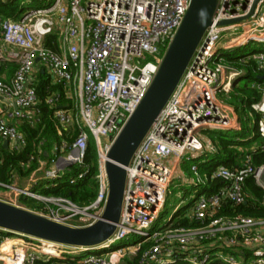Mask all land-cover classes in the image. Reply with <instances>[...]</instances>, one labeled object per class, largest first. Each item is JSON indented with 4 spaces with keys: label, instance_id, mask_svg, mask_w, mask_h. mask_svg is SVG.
Instances as JSON below:
<instances>
[{
    "label": "built area",
    "instance_id": "2783aa9c",
    "mask_svg": "<svg viewBox=\"0 0 264 264\" xmlns=\"http://www.w3.org/2000/svg\"><path fill=\"white\" fill-rule=\"evenodd\" d=\"M20 1V18L0 14V68L17 64L10 79L0 77V101L6 107L0 109V137L13 150L27 145L25 133L3 114L9 108L16 119L40 123L35 83L42 71L62 86L47 98L57 105L59 139L50 152L41 148L47 156L39 157L28 186L0 185L45 202L47 211L41 214L52 219L89 225L101 217L108 199L109 151L152 84L191 0ZM55 40L58 50L48 44ZM252 41L264 45V0H218L212 23L179 83L126 166L121 216L108 240L69 246L0 228V264H37L54 257L78 258L77 264H122L137 255V264H264V217L221 213L228 203L246 202L248 178L264 188V163L255 164L247 153L240 165L219 164L207 173L197 161L212 145L206 130L241 129L236 109L219 94L228 95L246 73L245 66L236 64L251 59L262 79L252 82L260 98L251 109L259 115L258 132L264 139V46L237 58L231 55ZM62 99L65 106L58 105ZM91 140L100 168L95 201L81 207L67 197L33 189L41 180L57 179L72 166L84 165ZM259 148L264 151V142L251 151ZM87 173L72 174L70 183ZM176 177L199 190L188 211L178 210L165 226L154 228ZM182 219L197 225L178 224ZM131 235L138 239L115 245ZM70 248L84 251L78 255Z\"/></svg>",
    "mask_w": 264,
    "mask_h": 264
},
{
    "label": "trees",
    "instance_id": "16d2710c",
    "mask_svg": "<svg viewBox=\"0 0 264 264\" xmlns=\"http://www.w3.org/2000/svg\"><path fill=\"white\" fill-rule=\"evenodd\" d=\"M23 9L18 1L0 0V14L6 17L18 19L21 17ZM48 44L58 50V43ZM259 50H263L259 49ZM256 50V51H259ZM255 52V51H254ZM232 57L237 58L238 50L233 52ZM244 55V54H243ZM238 68L245 66L246 73L241 76L233 86V89L227 95L226 101L234 106L241 122L240 130H206L204 134L211 140L215 152H209L198 161L202 171L210 173L214 167L224 164L229 167L240 165L247 153L253 154L255 164L264 163V151L260 148L251 151V147L257 143L260 145L264 139L258 132L257 121L259 115L252 111L251 104L260 98V92L252 87V82L262 80L260 74L256 72V61L251 59L246 65L236 64ZM17 69L15 63H4L1 66L0 74H6L8 78L12 77ZM38 95L39 106L42 109L40 123L32 126L25 120H20L15 125L25 133L27 145L20 150H13L9 146L5 147L0 137V183L16 184L17 181L27 179L39 166V157H45L46 153L40 152L43 147L44 152H50L53 143L59 139L57 130V121L54 118V111L57 107L51 106L47 98L50 94L62 90L61 85L53 84L46 72H40L35 83ZM66 100L60 101L61 105ZM70 103V101H67ZM42 143V144H41ZM209 158V159H208ZM208 159V160H207ZM187 167V165H185ZM88 170L84 179L71 184L69 178L72 174ZM100 171L96 144L91 140L88 148V154L84 165H75L71 171H67L61 177L54 180H41L33 187L35 191L44 195L64 196L81 207H86L95 201L99 182L97 175ZM246 202L240 205L226 204L223 214L235 215L238 213L254 217H264V188L261 187L253 178L246 181ZM0 190H8L7 187L0 185ZM19 202L22 206L36 212L44 213L47 211L45 202L36 198L21 194ZM180 212H183L180 210ZM178 224L187 226L197 225L196 221L182 219ZM8 234H15L6 232ZM137 256L126 257L122 264H137ZM78 258H52L49 260L41 259L37 264H77Z\"/></svg>",
    "mask_w": 264,
    "mask_h": 264
},
{
    "label": "water",
    "instance_id": "95a60500",
    "mask_svg": "<svg viewBox=\"0 0 264 264\" xmlns=\"http://www.w3.org/2000/svg\"><path fill=\"white\" fill-rule=\"evenodd\" d=\"M217 4L218 0H191L152 84L115 139L106 162L109 192L101 217L89 225L74 226L0 199V228L79 247L98 245L112 236L121 216L126 166L179 83L206 29L212 23ZM240 19L224 20L222 24ZM3 143L7 147L8 139Z\"/></svg>",
    "mask_w": 264,
    "mask_h": 264
},
{
    "label": "rangeland",
    "instance_id": "374dc122",
    "mask_svg": "<svg viewBox=\"0 0 264 264\" xmlns=\"http://www.w3.org/2000/svg\"><path fill=\"white\" fill-rule=\"evenodd\" d=\"M18 2L21 3L20 0H18ZM263 46L264 45L261 43L252 41L250 44L237 49L238 55H243V54L246 55V54L252 53L256 50L262 49ZM219 96H220L221 100L226 101L227 94L222 92L219 94ZM184 169H185L187 175L191 176L189 164L187 165V167H184ZM198 190H199V188L196 186L189 185V184H182L181 179L176 177L170 186V189H169V192L167 195L166 204L160 213V217L155 222L153 227L154 228H162L163 226H165L168 223V221L171 219V217L174 216V214L176 213L177 210L180 209V210L184 211V210L189 209L190 205L192 204L193 195ZM7 191H11V190L8 189ZM3 193H4V190H1L0 195L3 196V198H6L7 200L9 199L10 203H12V204L16 203V204L21 205L19 200H18L19 196L15 195L14 192H12V191L10 193L7 192L6 196ZM59 222H61V221H59ZM69 224L74 225V226H78L79 223L76 221H73ZM137 239H138V236L131 235L128 240L119 241L115 245L117 246L120 244H127L129 242H134ZM70 250L74 251L78 255H81V253L84 251L80 248H70Z\"/></svg>",
    "mask_w": 264,
    "mask_h": 264
},
{
    "label": "crops",
    "instance_id": "0c3cea01",
    "mask_svg": "<svg viewBox=\"0 0 264 264\" xmlns=\"http://www.w3.org/2000/svg\"><path fill=\"white\" fill-rule=\"evenodd\" d=\"M1 69V68H0ZM0 77H4V78H6V79H10V78H8L7 77V75L4 73V74H0ZM38 78V77H37ZM6 107L4 106V104H2L1 103V101H0V109H5ZM14 109V107L12 106L11 107V110H13ZM3 116L4 117H6L7 119H9V121L10 122H12L13 124H15V123H17V122H19L20 120L19 119H16V118H14L12 115H11V111H9V108L8 109H6V113H4L3 114ZM256 144V143H255ZM213 145V144H212ZM212 145H211V147L209 148L208 147V149H207V151L205 152V155L207 154V153H209V152H215L217 149H215L214 148V146L212 147ZM204 155V156H205ZM209 159V158H208ZM207 159V160H208ZM185 165H188V163L186 164V163H184V165H183V167H185ZM185 170V169H184ZM28 179L29 178H27V179H23V180H20V181H17L18 182V184L20 183V185H22V186H28L29 185V181H28ZM26 182V183H25ZM0 192H1V190H0ZM7 192L8 193H10L11 191H4V193L3 194H5V196L7 195ZM12 192H14V191H12ZM15 193V192H14ZM15 195H17L16 193H15ZM18 196V195H17ZM0 199H2V200H5V201H9L10 202V200L8 199H6V198H3V196H1L0 195ZM18 200H19V197H18ZM189 209H187V210H184L183 212H179V213H184V212H186V211H188ZM178 211V210H177ZM179 211H180V209H179Z\"/></svg>",
    "mask_w": 264,
    "mask_h": 264
}]
</instances>
